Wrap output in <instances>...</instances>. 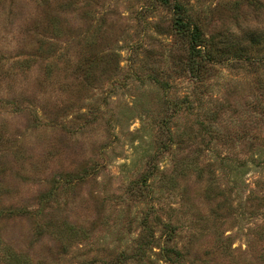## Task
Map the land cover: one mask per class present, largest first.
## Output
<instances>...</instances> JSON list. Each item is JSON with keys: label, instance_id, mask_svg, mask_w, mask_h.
Here are the masks:
<instances>
[{"label": "rangeland", "instance_id": "1", "mask_svg": "<svg viewBox=\"0 0 264 264\" xmlns=\"http://www.w3.org/2000/svg\"><path fill=\"white\" fill-rule=\"evenodd\" d=\"M174 1L195 74L174 3L0 0V264H264V0Z\"/></svg>", "mask_w": 264, "mask_h": 264}, {"label": "trees", "instance_id": "2", "mask_svg": "<svg viewBox=\"0 0 264 264\" xmlns=\"http://www.w3.org/2000/svg\"><path fill=\"white\" fill-rule=\"evenodd\" d=\"M162 1L164 4H173L174 7L177 8V15L174 18V22H175V26L178 30V32L180 33L181 38H183L188 45V70L191 71L193 74H195L196 72H199L200 68H204L206 66V64H211V63H215L216 62V44L212 43L210 38H206L202 31L200 30L199 26L195 23H193L191 16L185 13H182V5L178 4L176 1L172 2V0H160ZM20 64L22 68H29V64H30V59H23L20 60ZM1 62V60H0ZM96 77H94L93 75V71H91L90 73L87 74V79L89 80H94ZM180 108V106H179ZM206 131V130H205ZM175 135H173V139L175 140L176 138H174ZM177 137V136H176ZM178 138V137H177ZM261 158H264V154L260 153L258 155L252 156L250 160H247L246 162H244L242 164L243 168H250L251 166H259L261 163L259 162ZM248 163H250V166L248 165ZM195 169H197V167H188V166H184L180 173L177 175V177L175 178V180H177V178L179 176H184L187 172L189 171H195ZM202 171L200 170L199 173H201ZM144 178V180H142V184L141 186H145L149 189V191L152 189L153 183H151L152 181H155L157 178L159 179V182L161 181H165L166 183L172 182L173 176H168L166 174H162L156 177V174L151 171L146 174H144L142 176ZM174 180V181H175ZM150 181L149 187H148V182ZM173 181V182H174ZM213 183V180L211 179L209 181V184L207 186V191L211 190V185ZM138 192H140L142 194V191L139 189ZM144 223V227H154L153 225H150V221L149 219H144L143 220ZM158 226V225H157ZM161 227H176L174 225H172L171 223H167V225H160ZM169 235H172V233H174L171 230H168ZM153 236H151L148 239V242H146V246L151 248L153 247ZM164 259L166 260V262L168 264H181V251L174 249V250H168L162 253ZM15 260H17L18 262H20V260H18V258H15Z\"/></svg>", "mask_w": 264, "mask_h": 264}]
</instances>
